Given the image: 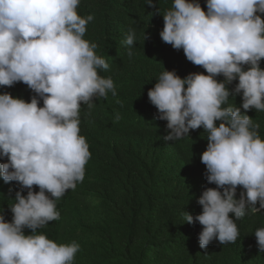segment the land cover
Masks as SVG:
<instances>
[{"label": "trees", "instance_id": "16d2710c", "mask_svg": "<svg viewBox=\"0 0 264 264\" xmlns=\"http://www.w3.org/2000/svg\"><path fill=\"white\" fill-rule=\"evenodd\" d=\"M0 264H264V0H0Z\"/></svg>", "mask_w": 264, "mask_h": 264}, {"label": "clouds", "instance_id": "9594fccd", "mask_svg": "<svg viewBox=\"0 0 264 264\" xmlns=\"http://www.w3.org/2000/svg\"><path fill=\"white\" fill-rule=\"evenodd\" d=\"M36 123H37V124H40V125L38 126L39 129L36 130L37 132H40V130H43L44 126H46V124L44 125L43 120H41V119L38 120ZM36 126H37V125H36ZM207 201H208V202H213V203H214V202H215V200H214V195H209ZM219 243H221V240H220V239H217V238H214V239L211 241V244H212V245L219 244Z\"/></svg>", "mask_w": 264, "mask_h": 264}]
</instances>
